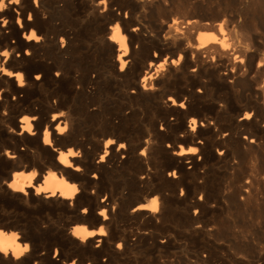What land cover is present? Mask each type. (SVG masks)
Masks as SVG:
<instances>
[{"label":"bare ground","instance_id":"obj_1","mask_svg":"<svg viewBox=\"0 0 264 264\" xmlns=\"http://www.w3.org/2000/svg\"><path fill=\"white\" fill-rule=\"evenodd\" d=\"M243 1L251 23L243 31L235 21L239 40L231 44L225 39L227 6L214 14L210 0H39V8L33 0L19 5L4 0L0 52L9 57L0 56V66L22 73L24 86L18 87L15 75L0 72V248L11 243L5 237L14 235L15 243L28 251L16 259L10 247L7 254L0 252V264H166L163 248L172 234L142 229L174 226L168 224L175 222L168 218V194L184 205L186 231L200 236L205 246L168 264L184 258L188 264L208 263L210 244L220 237L216 216L223 200L205 166L236 156L239 164H246L239 154L243 140L263 152L264 112L257 104L238 105L229 116L233 128L219 132L188 105L192 100H220L213 93L215 84L232 90L234 83L249 82L246 73L264 71V27L252 21L258 15L264 23V0ZM117 22L126 37L123 47L119 38L110 39ZM33 28L43 37L39 44L24 39ZM201 33L215 35L229 47L215 41L201 47ZM229 60L231 68L226 69ZM36 74H42L40 81ZM260 85L264 93V80ZM108 139L115 142L107 145ZM189 147L198 152L189 153ZM174 169L176 175L170 176ZM50 174L55 178L49 179ZM29 176L30 182L23 179ZM17 177L20 182L13 188ZM235 177L230 199L249 208L264 201L258 168L251 165ZM59 181L74 185L76 192L64 195ZM181 188L183 196L177 194ZM155 197L158 212L141 207ZM100 212L108 216L106 221ZM101 226L107 236L99 235ZM78 227L97 235L81 240L75 234Z\"/></svg>","mask_w":264,"mask_h":264},{"label":"rangeland","instance_id":"obj_2","mask_svg":"<svg viewBox=\"0 0 264 264\" xmlns=\"http://www.w3.org/2000/svg\"><path fill=\"white\" fill-rule=\"evenodd\" d=\"M210 1L212 3V9H209V12L214 14L220 11L222 6H227L226 11H224V16L227 20L225 38L229 43L236 44L239 40L240 28L235 25V21L237 20L241 25V29L245 31L252 19V16H250L251 11L247 13L243 11V6L246 2L243 0ZM252 21L257 22L259 27L261 24L263 25L262 27H264V23H261L260 16L253 15ZM231 58L232 57H229V59ZM239 58L240 57L235 58L236 63ZM245 61L246 60H244V62ZM230 65L231 60H229L226 69H230ZM246 74L249 82L246 84L234 83L232 84V90L227 88L226 85L225 87L220 84L212 86L213 93L219 95L220 100H192L188 108L205 115L212 122L211 125L219 132H223L226 128H233L230 126L232 120L229 116L234 115L235 107L238 105L257 104V107L264 112V93L260 85L264 80V71L262 73L251 72ZM239 77L242 76L239 75ZM228 84L231 83L229 82ZM221 105H223V107H221ZM218 113L221 115H217ZM237 117L238 116H233L234 119ZM262 123L263 121L260 122V125H262ZM158 127L160 126L158 125ZM242 135L243 132L240 133V136ZM260 140L264 141V135L261 136ZM243 141V147L240 148L239 154L245 157L247 160L246 164H239L236 156L227 163H216L211 160L205 166L208 170L209 177L221 190V198L223 200V205L218 210V215L216 216V222H218L221 227L217 230L220 232V237L215 239L213 244H210L211 255L207 264H262L264 260V201L260 200L257 203L251 204L250 208L252 206L253 210H250L249 207L242 206L238 199H230L228 197L236 184L235 176L237 171L247 172L249 171V166L253 165L258 168L263 176L260 178V182L264 181V148L263 152L258 153L254 148V143H249L248 140ZM180 143L183 147L194 146V144L190 143ZM249 146H251V148ZM215 147L216 146H213V151H215ZM195 156H197V154ZM179 192L178 190L177 194H179ZM168 198L172 203V209L168 218L173 221L175 220L174 223L170 224L168 222V224H173L174 226L172 225L173 227L168 228V226L165 225L157 230L150 226L142 229L159 232L162 235L168 233L172 234L170 242L165 243L163 248V255H166L163 259L166 261V264L171 262L177 263L175 257H184L185 252L189 250L205 247L204 241L200 236L189 234L186 231L182 221L184 205L169 197V194ZM237 205H241L242 207ZM170 252H175L176 254L171 256ZM188 263V258H184L182 262H180V264Z\"/></svg>","mask_w":264,"mask_h":264},{"label":"clouds","instance_id":"obj_3","mask_svg":"<svg viewBox=\"0 0 264 264\" xmlns=\"http://www.w3.org/2000/svg\"><path fill=\"white\" fill-rule=\"evenodd\" d=\"M9 3L19 5V4L21 3V0H9ZM33 3L35 4V6H36L37 8L40 7L39 0H33ZM100 3H101V0H100ZM103 4H106V0H103ZM6 6H7V5L4 3V0H0V12L4 11V9L6 8ZM105 10H106V8H105ZM125 15H127V14L125 13ZM17 17H19V12H17ZM44 18L46 19L47 17L45 16ZM28 20H29V21L32 20V14H31V13L28 14ZM2 22H3V25H4V26H7V24H8V20H7V19H3ZM173 23H174V24H175V23H178V21H174ZM189 23H192V21H189ZM17 24H19L20 27L23 28V24L21 23V21L19 20V18L17 19ZM116 25H119V23L117 22ZM110 27H111V26H110ZM29 31H30V34H24V39H25L26 41H28V42L35 41L37 44H39V43L42 41L43 37H42V36H38V35H37V31H36V29H34V28H33V29H30ZM112 31L115 32L114 39L119 38L120 45H121V47H123L124 44H125L126 37L123 36V35H121V28L115 26L114 28H112ZM133 31H135V29H133ZM176 31H180V29L177 28ZM220 31H221V33L224 32V23H221V24H220ZM63 39H64L63 37H60L61 42H63ZM225 39H226V38H225ZM210 41H215V42H217V43H223L225 48H228V47H229V45H228L225 41H218V40L216 39L215 35H211V34H209V35L205 36V34L201 33V35H200V46H201V47H203L206 43H208V42H210ZM137 47H138V45H137ZM126 50L129 51V49H126ZM0 54H2L5 58H8V57H9V53H8L7 51L0 52ZM25 55H27V56H31V52H30L28 49H26V50H25ZM181 58H182V57H181ZM165 62H167V58H165ZM172 63L175 65V64L178 63V61H177V60H173ZM164 67H165V64H164V63H161V64L159 65V68H160V69H164ZM124 70H125L124 66L121 65V66L119 67V71H120V72H123ZM192 71L195 72L196 69L193 68ZM0 72H5V74L8 75L9 77H12L13 75H15V78H16V80H17V85H18V87H23V86H24V76H23L22 73H15V74H14V73L11 72V71H7V70H5L2 66H0ZM54 75H55L57 78H59V77L61 76V73H60V71L57 70V71L54 73ZM94 76H95V74H93V78H94ZM41 78H42V74H36V75L34 76V79H35L36 81H40ZM14 99H15V98H14ZM181 107L183 108L184 105L181 104ZM221 107H223V105H221ZM24 123L27 124V120H25ZM190 124L193 126V127L191 128V130H192L193 132H195V131H196V128H195L196 120H195L194 118L191 119ZM160 130H161V131H164V126H163V125H160ZM225 135H227V133H225ZM45 137H47V133H45ZM114 142H115L114 140H112V139H108V140L106 141V144H107V145H111V144H113ZM200 143L202 144L203 141H200ZM120 147H121V148H124V147H125V144L121 143V144H120ZM167 147L170 148V147H171V144H168ZM188 152H189V153H192V154H195V153L198 152V149L195 148V147H189V148H188ZM220 154L223 155V153H220ZM69 155H71V153H69ZM107 155H108V153L105 152V153L102 155V157H101V159H100L99 162H100V163L105 162V157H106ZM180 155H183V152H181ZM60 159H61V160H64V162L67 163V159H66V157L61 156ZM201 159H202V158H201ZM77 170H78V169H77ZM33 175H35V173H33ZM169 175H170V176H175V175H176L175 169L172 170L171 172H169ZM21 176H22V174H21ZM20 178H21V177H17V183H14V184L12 185L13 188L17 187L18 183L20 182ZM23 179L28 180V181L30 182V181L32 180V177H31V176H29V177H23ZM93 179L98 180V179H99V175H98V174H94ZM59 184L63 186V187H62V191H63V194H64V195H68V196H70L72 193L76 192V187H75L74 185H64L63 181H61ZM40 191H43V189H37V192H40ZM180 195H181V196L184 195V189H183V188H181ZM200 199L203 200V195H201ZM141 207H146V208L149 209L152 213H156V212H158V210H159V209H158V197L152 198V199H151V203L148 204L147 206H141ZM135 211H136V209L133 210V212H135ZM196 211H198V210H196ZM85 212H87V210H85ZM98 215H100L101 217H103V220H105V221L108 219V216L105 215L104 212H100V213H98ZM157 222H158V221H157ZM75 234H76V236L80 237L81 240H83L85 237H93V236L97 235L96 232H93V231H86L85 228H83V227H78V228L76 229ZM99 235H101V236H107V235H108V233L105 231V229H104L103 226H101V227L99 228ZM5 240L8 241V238H6ZM15 240H16V237L13 236V237L11 238V243H7V242H5L3 249H4V253L7 254L8 249H9L10 247L13 248V251H14V254H15V257H14V258L19 259L20 256H21L24 252L28 251V246L21 247L19 244H16V243H15ZM96 247L99 248V247H100V244L97 243ZM117 247H120V245H117ZM58 254H59V253H58V250H57L56 255H58ZM54 258H55V256H54Z\"/></svg>","mask_w":264,"mask_h":264},{"label":"snow or ice","instance_id":"obj_4","mask_svg":"<svg viewBox=\"0 0 264 264\" xmlns=\"http://www.w3.org/2000/svg\"><path fill=\"white\" fill-rule=\"evenodd\" d=\"M101 4H103V0H101ZM22 23V22H21ZM116 27H120V25H116ZM114 36L115 35H113L112 37H110V39H112V40H116V39H114ZM0 56H3L2 54H0ZM4 57V56H3ZM182 59V58H181ZM169 99H171V97L169 98ZM241 119H244V117H241ZM197 123V122H196ZM172 147V146H171ZM55 177L54 176H52L51 174H50V176H49V179H54ZM61 181H59L58 183H60ZM0 235H2V234H0ZM14 236V235H13ZM12 236V237H13ZM11 237V238H12ZM6 238H8V237H5V239ZM11 238H8V239H11ZM0 252H4V249L3 248H0Z\"/></svg>","mask_w":264,"mask_h":264}]
</instances>
